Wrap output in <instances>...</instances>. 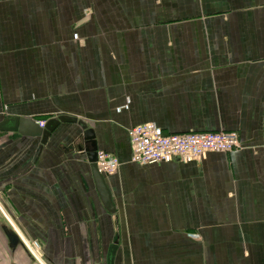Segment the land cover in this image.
<instances>
[{"label":"crops","instance_id":"obj_1","mask_svg":"<svg viewBox=\"0 0 264 264\" xmlns=\"http://www.w3.org/2000/svg\"><path fill=\"white\" fill-rule=\"evenodd\" d=\"M61 115L120 164L109 213L78 125L0 131V208L48 264H264V0H0V121ZM145 123L239 147L136 164Z\"/></svg>","mask_w":264,"mask_h":264},{"label":"built area","instance_id":"obj_2","mask_svg":"<svg viewBox=\"0 0 264 264\" xmlns=\"http://www.w3.org/2000/svg\"><path fill=\"white\" fill-rule=\"evenodd\" d=\"M43 127L44 122H37ZM131 147L130 161L140 165L182 161L189 162L198 159L208 152L228 153L239 147V137L235 131H195L167 134L153 123L132 126L127 130ZM95 164L102 175L116 172L119 161L112 154L97 151ZM26 246L34 255L32 249L37 248L35 242H26ZM32 248V249H31Z\"/></svg>","mask_w":264,"mask_h":264},{"label":"water","instance_id":"obj_3","mask_svg":"<svg viewBox=\"0 0 264 264\" xmlns=\"http://www.w3.org/2000/svg\"><path fill=\"white\" fill-rule=\"evenodd\" d=\"M61 123L76 124L81 129V136L83 141V150L88 163L92 179L98 193L99 199L104 208L109 212H114V207L111 201L109 190L106 186L103 175L98 172L95 158L97 146L95 143L93 132L82 121H78L75 117L58 116L54 119L48 120L40 127L38 123L31 119L5 117L0 121V131L7 128L9 131L18 132L24 137H39L43 143L49 134ZM114 247L111 248L108 254L107 264H113ZM0 264H40L37 258L30 252L26 246L23 237L19 234L17 229L5 216L0 208Z\"/></svg>","mask_w":264,"mask_h":264},{"label":"rangeland","instance_id":"obj_4","mask_svg":"<svg viewBox=\"0 0 264 264\" xmlns=\"http://www.w3.org/2000/svg\"><path fill=\"white\" fill-rule=\"evenodd\" d=\"M5 216L8 218V220L12 223V225L15 227V225H14V223L12 222V219H11V217H9L8 215H6L5 214ZM16 228V227H15ZM17 229V228H16ZM17 231L19 232V230L17 229ZM19 234L25 239V241L27 242V244L30 246V242H28L27 240H26V238L23 236V234H21L20 232H19ZM37 248H34V249H32L33 251H34V256L37 258V261L40 263V264H48L45 260H44V258L40 255V253H39V248H38V245L36 246Z\"/></svg>","mask_w":264,"mask_h":264}]
</instances>
